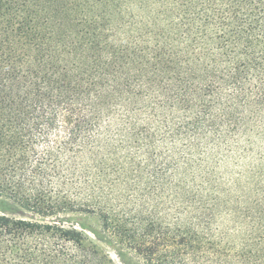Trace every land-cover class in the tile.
<instances>
[{
	"label": "trees",
	"instance_id": "obj_1",
	"mask_svg": "<svg viewBox=\"0 0 264 264\" xmlns=\"http://www.w3.org/2000/svg\"><path fill=\"white\" fill-rule=\"evenodd\" d=\"M0 264H264V0H0Z\"/></svg>",
	"mask_w": 264,
	"mask_h": 264
},
{
	"label": "rangeland",
	"instance_id": "obj_2",
	"mask_svg": "<svg viewBox=\"0 0 264 264\" xmlns=\"http://www.w3.org/2000/svg\"><path fill=\"white\" fill-rule=\"evenodd\" d=\"M0 214L37 218L30 213L20 210L13 201L5 197H0ZM53 219L61 221L67 227H75L81 230L85 237L93 242L103 253L108 254L115 264H144L142 257L135 251L114 241L104 229L102 221L97 215L70 213Z\"/></svg>",
	"mask_w": 264,
	"mask_h": 264
}]
</instances>
